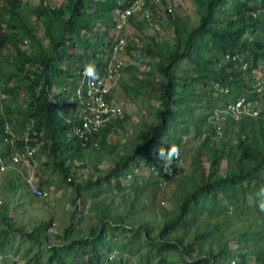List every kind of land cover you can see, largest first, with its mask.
Listing matches in <instances>:
<instances>
[{
  "label": "rangeland",
  "instance_id": "374dc122",
  "mask_svg": "<svg viewBox=\"0 0 264 264\" xmlns=\"http://www.w3.org/2000/svg\"><path fill=\"white\" fill-rule=\"evenodd\" d=\"M165 1L175 5L173 12L184 18L183 23L186 27L198 24L194 0ZM68 3L69 0L43 1L44 6L52 9L53 18L58 22L53 27L56 33H58L56 29L59 24L66 19L67 14L64 7ZM22 4L34 8L39 4V0H22ZM24 10L25 8L22 12ZM21 15L26 16L30 24L36 27V36L40 39L41 47L48 49L49 38L44 34L43 18L39 20L38 15L32 14V12H25ZM115 17L116 15L112 11L107 14L105 19L97 20L101 21L100 26H96L97 24L94 22L91 31L87 33L88 40L91 43L96 41L93 33L98 31L103 34V44L112 42L116 34ZM171 22L166 16L163 17L160 29L157 30V25L154 22L143 19L141 13H137L123 29L122 33L127 36L129 44L125 53L119 57H112L121 58L124 64L122 68H119L110 87V98L111 103L122 104L124 118L121 122L113 125L110 132L104 135L100 141L96 137L83 149L80 156L71 162L69 173L75 184L69 185L64 181L57 167L49 163L48 157L41 148L42 142L45 140L40 134H36L32 138V141L36 142V153L33 159L26 158L24 150L18 152L21 155L19 162H13L11 154L5 155V168L0 169V203L5 205L8 219L23 231L29 232L37 223H50L48 231L51 235L48 236V239L41 241H30L18 232L0 237V264H17V258L24 260L26 264H44L54 250L53 248H56L62 264H87L86 254L79 246L72 244V241L84 237L91 228H94L95 231L101 229L102 247L98 250L101 255H106V260L101 264H181L182 251L180 249L169 252V254L156 251L154 247H150V244L146 243L143 237L146 234L147 237L156 239L160 243L156 236L158 228L166 218L174 214L178 199L182 195V189L189 188L201 181L202 167L205 170L208 169L209 149L224 145V142L226 143L224 148L228 153L230 148L235 150L237 147L239 123L228 121L227 106H221L216 102H211L210 106L205 101L200 103L189 101L190 106L194 109L193 112H190L193 120L190 122L188 133L182 137V142L179 145L180 155L176 162L172 163L174 168H170L169 173L163 171V174L158 176L157 170H152V166L148 167L144 164L146 155L142 154L138 157L140 166H136L134 161L123 173L103 178L104 172L113 164L119 154L131 153L135 143L142 142L149 137L150 127L157 121L159 98L154 93L153 87L157 83L159 75L155 70L153 58H148L145 55L143 45L156 44L160 48L167 45V47L172 46L181 31ZM5 30V26L0 24V33ZM23 40L18 44V48L20 47L26 53H38L42 50L37 44L30 46L29 39H26L25 43ZM107 46L106 44L103 47L100 46L99 54L95 55L99 58L98 63H100L99 66H95V69L99 72V67L110 60ZM129 46H132L131 49H128ZM67 51L79 54L81 57L80 59L78 57L68 59L61 56L56 57L55 61L65 70L88 60L83 47L70 46L67 47ZM86 52L88 54V50ZM16 58L15 50L11 49L9 45L3 44L0 47V68L4 71L0 77V90L5 84L8 87L17 86L15 99L12 98V95L4 93L3 90V93L0 92V97H3L2 99L5 101H12L7 102V104L10 103V107H14L18 103L24 108L29 100L25 92L26 78H36L39 75V69L33 62L21 65L16 61ZM240 60L245 59L241 56ZM89 62L97 64V60ZM237 66L235 64L236 68L239 67ZM194 67V64L188 61H183L181 64V69L184 70ZM247 79H251L252 88L257 82H261L264 86L263 61L257 62L256 68L251 70ZM60 87L70 88V82L64 80L60 86H53L54 92H58ZM191 89L194 96H199L208 90L215 98L221 94H229V88L220 83H213L208 87L202 81H196ZM179 90L181 92V88ZM234 93L232 90V95ZM70 98H75V92ZM4 100L1 103H4ZM231 101L229 99L227 102L232 104ZM250 105L256 110L264 109V96H255ZM215 111L224 118L216 117ZM186 114L189 115L188 112ZM186 114L185 116H187ZM204 115L210 123L215 120L219 128L213 123L214 129L206 130ZM240 116L241 114H238V118ZM238 118H234V120ZM8 124L12 130L13 124L11 122ZM32 125V121L27 122L24 132L31 129ZM183 125L181 123V127ZM13 133L17 139L19 135L14 131ZM205 135H208L209 139L207 144L202 147ZM29 139L31 141L30 136ZM3 143L6 144L4 141ZM155 164L157 167L163 168L162 161L156 160ZM227 164V157L220 159V171L226 169ZM31 172L36 174L38 177L37 186L46 190L47 196H34L29 188L23 186L25 176ZM11 178L16 179L17 186L14 189L10 186ZM88 179L92 181L87 182ZM224 205L228 206L226 211H223ZM215 206L219 210L218 216L209 211L199 213L194 219L192 227L185 232H178L183 243H186L194 239V233L200 230L208 231L203 243L200 245L194 243L193 249L186 254L188 262L196 260L194 257L198 249L204 250L209 245L218 250V245L211 241L215 240L214 234H221V243L224 240L230 248L245 252L246 261L240 262L239 256L235 258L222 256L214 264H264L254 258V253L264 248V212H259V209L261 211L264 209L260 207V204L257 205L250 196L244 202L231 201L228 203L224 196L219 194L218 203ZM104 214L107 218L100 221ZM109 219L116 220V223L108 226ZM121 219L124 222H121ZM141 223L148 225L147 233L144 230L136 229V226ZM216 224L220 225V229H215ZM131 226L133 229L129 231L128 228L131 229ZM211 229H214V234L213 232L210 234ZM160 257H165L166 260L157 262ZM53 264L60 263L56 261Z\"/></svg>",
  "mask_w": 264,
  "mask_h": 264
},
{
  "label": "trees",
  "instance_id": "16d2710c",
  "mask_svg": "<svg viewBox=\"0 0 264 264\" xmlns=\"http://www.w3.org/2000/svg\"><path fill=\"white\" fill-rule=\"evenodd\" d=\"M43 1L39 0V4L33 8L22 4V0H0V24H3L6 29L5 32L0 33V47L3 44L9 45L11 49L15 50L16 61L19 64L27 65V63L33 62L39 69V75L36 78H26L25 92L29 99L26 107L23 108L18 103L16 106L10 107V103L7 104V102L12 101H5L2 99L3 97H0V156L5 158V155L11 154L13 150L19 153L24 150V126L27 122L32 121V128L27 130L31 141H27V143L30 146L36 145V142L32 141V138L35 137L32 132L35 131L42 135L45 141L42 142L41 148L48 157L49 163L57 167L64 181L70 185L75 184L69 173L71 162L79 157L83 149L96 137L100 141L104 135L110 132L113 125L121 122L124 118L114 119L107 123L83 146L81 140L72 133V125L78 123L77 116L74 115V107L78 103L76 98L70 97L76 89V71L85 68L90 60H97L95 66H99V58L95 55L99 54L100 46L103 47L106 44L108 45L107 49H110L111 46V42L102 43L103 34L98 31L93 33L96 41L91 43L88 40L87 33L91 31L93 23L101 25V21L97 20L105 19L107 14L113 10L125 9L126 6L118 5L117 0H69V3L64 7L67 14L66 19L59 24L56 29L58 33H56L53 27L58 22L53 18L52 9L44 6ZM194 1L198 24L186 27L182 16L165 10L167 19L181 31L175 42L172 46L167 47V45L164 48H160L156 44L143 45L145 55L148 58H153L155 70L159 75V79L153 87L154 93L159 98L157 121L150 127L149 137L142 142L135 143L131 153L119 154L113 164L104 172L103 178L123 173L134 161L136 166H140L138 157L142 154L146 155L144 164L148 167L152 166V170H157L158 176L162 175L163 168L157 167L155 164L158 159L154 158V150L161 146L167 148L171 143L178 146L181 144L182 137L188 133L190 122L193 120L190 112H193L194 109L190 106L189 101L195 103L205 101L210 106L211 102H216L221 106H228L229 99L233 103L240 98H245L249 102L258 96L255 93V88L251 87V79H247V75H250L251 70L256 68L259 60L264 62V0ZM150 7L154 11L153 7ZM23 8L25 10L22 12ZM21 12H32V14L38 15L39 20L43 18L44 34L49 38L48 49L41 47L40 39L36 36V27L31 25L29 19L22 16ZM161 22H157L159 27ZM25 38L29 39L30 46L37 44L42 50L29 54L20 47L18 48V44ZM70 46L83 47L88 60L65 70L55 61L56 57L61 56L67 59L73 57L80 59L81 57L79 54L69 53L67 47ZM131 47L129 46L128 49ZM225 54L242 56L249 66L246 70H239L238 66V68L235 67L234 61L224 59ZM183 61L193 63L195 67L190 70L181 69ZM3 72V69L0 68V77ZM64 80L70 82V88L60 87L58 92H54L53 86H60ZM196 81H202L208 87L210 84L220 83L229 88V94H221L215 98L208 90L199 96H194L191 87ZM16 88L17 86L8 87L5 84L1 89L15 99ZM179 88H181V92ZM232 90L235 92L234 95H232ZM69 99L70 102H68ZM2 100L4 103H1ZM229 116L227 114L228 121L239 123L238 143L235 150L230 148L229 153L226 152L225 142L224 145L209 149L208 169L205 170L202 167L201 181L189 188L182 189V195L178 199L174 214L166 218L158 228L156 236L160 243L156 239L147 237L146 234L143 237L146 243L150 244V247H154L156 251L169 254V252L180 249L182 251L181 264H214L222 256L229 258L239 256L240 262L246 261L245 252L230 248L224 240L221 243V234H214V229H211L210 234L213 232L215 238L211 242L218 245V250L208 245L204 250L198 249L194 262H188L186 254L193 249L194 243H199L198 245L203 243L208 231L200 230L194 233V239L186 243H183L182 237L178 234V232H185L192 227L193 221L199 213L209 211L218 216L219 210L215 205L218 203L219 194H222L228 203L231 201L244 202L250 196L259 205L255 193L264 185L263 116L241 115L237 120ZM203 119L206 130L214 129L213 123L206 120V115L203 116ZM6 122H11L12 130L19 135L15 139L14 147L2 141L6 135L4 129ZM181 123L184 124L182 127ZM203 139L202 147L207 144L208 135H205ZM223 157H227L228 164L226 169L220 171V159ZM174 161L176 162V159ZM171 168H174L173 165ZM91 181L87 180V182ZM10 186L13 189L17 186L16 179L11 178ZM227 207L224 205L223 211H226ZM259 212L263 213L264 211L259 209ZM105 218L107 216L104 214L100 221ZM0 221L2 223L0 237L18 232L30 241H41L48 239V236L51 235L48 231L51 224L44 222L37 223L30 232L23 231L8 219L5 205L1 203ZM108 221V226L116 223L114 219ZM121 222L124 220L121 219ZM136 227L146 233L148 231L147 224L141 223ZM132 229L133 226L131 229L128 228L129 231ZM215 229H220V225L216 224ZM101 236V229L95 231L94 228H91L84 237L72 241V244L79 246L86 254L87 264H101L106 260V255H101L98 250L102 247ZM53 249L44 264H53L56 261L62 264L56 248ZM254 258L259 262H264V248L256 251ZM165 260V257H160L157 262Z\"/></svg>",
  "mask_w": 264,
  "mask_h": 264
},
{
  "label": "built area",
  "instance_id": "2783aa9c",
  "mask_svg": "<svg viewBox=\"0 0 264 264\" xmlns=\"http://www.w3.org/2000/svg\"><path fill=\"white\" fill-rule=\"evenodd\" d=\"M118 5H125V9H115L113 10L115 17L114 29L116 34L111 42L109 50L110 60L100 66V72L96 70V76L93 78H88L84 73V68L77 70L76 78V89L75 98L77 99L78 105L74 107V115L77 116L78 123L72 125V133L81 140L83 146L87 143L92 135H94L98 130L103 128L107 123L114 119H122L124 117V107L121 103L114 104L111 103L110 98V87L114 82L119 68L123 66V60L119 57L122 53L127 51V46L129 41L127 36H125L122 31L129 23V20L137 13H141V16L145 20L154 22L157 26L156 29L159 30V21L163 20L165 17L164 11L172 13L175 9L174 4L166 3L165 0H117ZM153 7L154 11L151 10ZM97 26H100L97 23ZM27 40L24 39L23 43ZM225 60L231 59L234 61L240 69L245 70L248 67V62L246 60H240L238 55L225 54ZM254 85L255 93L259 96H264V86L261 82H257ZM74 98V99H75ZM251 101L247 102L245 98H240L238 101L229 104L227 106V112L233 118H238V114L249 115L257 117L262 115L264 117V109L256 110L250 105ZM253 103V102H252ZM216 117L224 116L220 115L215 111ZM214 126L216 125L215 120L213 121ZM6 135L3 137V141L9 143L14 147L15 145V134L10 130L9 124L6 122L5 126ZM27 130H30L27 129ZM33 135L37 133L32 132ZM24 152L25 157L33 159L36 153V146H30L27 141H29V132L24 134ZM12 161H21V155L17 151H12L11 153ZM5 168V158L0 156V169ZM171 171V170H170ZM38 177L34 172L27 174L24 178V184L29 188L34 196L45 197L48 192L46 190L40 189L37 186Z\"/></svg>",
  "mask_w": 264,
  "mask_h": 264
},
{
  "label": "clouds",
  "instance_id": "9594fccd",
  "mask_svg": "<svg viewBox=\"0 0 264 264\" xmlns=\"http://www.w3.org/2000/svg\"><path fill=\"white\" fill-rule=\"evenodd\" d=\"M84 73L88 78L96 76L95 65L91 62L85 65ZM154 158L163 162V171L170 172L171 165L180 155V148L175 143L169 144V147H158L154 150ZM255 198L259 201L260 207L264 209V185L255 193ZM17 264H26L24 260L17 258Z\"/></svg>",
  "mask_w": 264,
  "mask_h": 264
}]
</instances>
